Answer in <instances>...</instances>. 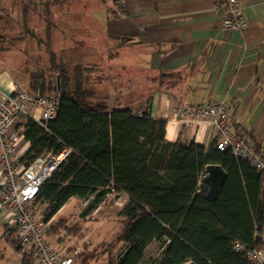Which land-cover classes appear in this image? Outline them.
I'll use <instances>...</instances> for the list:
<instances>
[{
  "label": "trees",
  "instance_id": "trees-1",
  "mask_svg": "<svg viewBox=\"0 0 264 264\" xmlns=\"http://www.w3.org/2000/svg\"><path fill=\"white\" fill-rule=\"evenodd\" d=\"M105 1L0 0V60L10 58L20 42L36 41L44 54L35 59L19 49L25 61L16 66L29 81L25 93L36 96L40 85L42 96L60 95L56 116L45 127L25 118L28 148L20 160L28 165L46 151L72 150L38 192L46 221L74 198L86 201L84 219L108 195L125 197L116 239L124 249L115 257L108 253L107 264H141L154 244L159 252L147 258L149 264H250L232 244L264 252L256 235L264 228V171L229 150H217L213 142L207 148L169 143L165 120L136 115L132 106H112L103 50L94 39L85 42L91 35L84 26L87 17L75 8ZM16 28L18 33H10ZM208 165L226 174L212 199L198 193ZM23 255L20 264H33L29 252ZM79 258L85 261L79 253L74 264Z\"/></svg>",
  "mask_w": 264,
  "mask_h": 264
},
{
  "label": "crops",
  "instance_id": "crops-1",
  "mask_svg": "<svg viewBox=\"0 0 264 264\" xmlns=\"http://www.w3.org/2000/svg\"><path fill=\"white\" fill-rule=\"evenodd\" d=\"M238 1L247 24L237 31L222 27L219 0L75 5L86 15L84 26L91 31L85 42L94 39L107 56L112 106H132L136 115L146 112L152 119L165 120L164 139L169 143L207 148L213 142L209 125L180 124L173 113L178 106L221 100L234 129L263 153L264 0ZM3 60L7 65L0 70V97L21 90L7 70L14 65L12 59ZM27 148L22 145L19 156Z\"/></svg>",
  "mask_w": 264,
  "mask_h": 264
},
{
  "label": "built area",
  "instance_id": "built-area-1",
  "mask_svg": "<svg viewBox=\"0 0 264 264\" xmlns=\"http://www.w3.org/2000/svg\"><path fill=\"white\" fill-rule=\"evenodd\" d=\"M222 27L226 30L243 29L246 18L238 0H219ZM60 95L50 97L29 96L14 89L0 97V224L12 230L20 247L30 253L33 264H74L80 253L76 248L68 255L63 249L53 247L45 238L48 221L38 208V192L53 175L59 165L72 152L68 147L59 152L46 151L28 165L21 162L19 151L22 144L24 122L18 129L16 124L30 118L42 127L54 120L59 107ZM173 119L180 124L192 125L206 122L212 132L214 147L219 151L229 150L236 158L247 161L256 171H264V154L256 152L245 137L241 136L231 122L226 104L221 100L197 106H178ZM258 240L264 244V228L257 232ZM232 250L241 254L250 264H264L261 249L248 248L233 243Z\"/></svg>",
  "mask_w": 264,
  "mask_h": 264
},
{
  "label": "rangeland",
  "instance_id": "rangeland-1",
  "mask_svg": "<svg viewBox=\"0 0 264 264\" xmlns=\"http://www.w3.org/2000/svg\"><path fill=\"white\" fill-rule=\"evenodd\" d=\"M17 13L20 20L19 11ZM30 20L36 21L32 18ZM6 31L1 30V33L4 34ZM16 32H19L17 28L16 31H10L13 34ZM31 43L25 44L24 42H20L8 54L11 56L10 58L14 65L7 66V70L24 92L29 89V81L27 77L22 76L20 73L23 67L18 68L16 66L20 63L23 64V61H25L20 50L26 49L28 55L33 57V59L37 55L44 54V48L41 51L37 50L36 41V44L34 42ZM106 57L103 54V59H101L105 66L107 64L105 61ZM29 64L31 65L32 63ZM6 65L4 60L0 61V70L5 68ZM103 86L106 88V83H103ZM24 121L25 118L21 119L16 124L15 129H18ZM125 202V197L115 199L113 195H108L104 203L89 216L82 219L80 214L86 206V201L75 198L71 199L56 215L49 219L46 226L45 238L53 247L62 248L64 255H68L74 249L80 248V255L85 261L79 258L75 264H107L108 253L115 257L124 249V245L117 244L116 239L121 229L122 217L119 215V211ZM38 208L41 212L46 213L45 205L39 204ZM25 252H27L26 248L20 247L17 244L15 234L0 224V264H20ZM158 252L159 247L157 245L150 246L147 250V257L141 264H149L147 258L152 255L156 256Z\"/></svg>",
  "mask_w": 264,
  "mask_h": 264
},
{
  "label": "water",
  "instance_id": "water-1",
  "mask_svg": "<svg viewBox=\"0 0 264 264\" xmlns=\"http://www.w3.org/2000/svg\"><path fill=\"white\" fill-rule=\"evenodd\" d=\"M38 96H41V86L39 85ZM226 178L225 172L218 165H208L204 169L203 178L198 187V193L206 199H212L217 195Z\"/></svg>",
  "mask_w": 264,
  "mask_h": 264
}]
</instances>
